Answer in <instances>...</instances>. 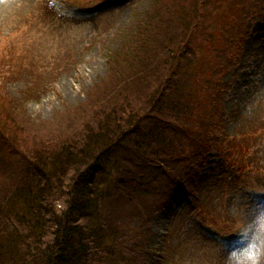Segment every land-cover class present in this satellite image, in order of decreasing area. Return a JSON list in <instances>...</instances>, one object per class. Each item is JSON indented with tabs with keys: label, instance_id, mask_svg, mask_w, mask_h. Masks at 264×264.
I'll return each mask as SVG.
<instances>
[{
	"label": "trees",
	"instance_id": "1",
	"mask_svg": "<svg viewBox=\"0 0 264 264\" xmlns=\"http://www.w3.org/2000/svg\"><path fill=\"white\" fill-rule=\"evenodd\" d=\"M203 1L175 12L153 0L150 7L166 9L149 18L144 12L120 30L103 76L81 102L63 103L49 120L26 114L24 101L7 95L9 76L1 72L0 264H149L131 226L140 210L130 204L152 206L146 177L162 179L166 160L178 156L167 141L178 136L194 163L209 147L232 158L219 147L216 126L191 129L190 119L198 99L207 102L203 109L219 107L220 76L264 0H210L209 14L198 20ZM222 6L227 12L218 14ZM221 36L228 45L219 52L200 51ZM198 115L209 121L207 109Z\"/></svg>",
	"mask_w": 264,
	"mask_h": 264
},
{
	"label": "rangeland",
	"instance_id": "2",
	"mask_svg": "<svg viewBox=\"0 0 264 264\" xmlns=\"http://www.w3.org/2000/svg\"><path fill=\"white\" fill-rule=\"evenodd\" d=\"M112 1L0 0V81L4 70L9 76L5 85L7 95L16 103L23 100L30 117L49 120L63 103L81 102L87 89L103 76L107 55L118 44L119 31L128 28L144 12L149 18L166 9L150 7L153 0H124L123 5L122 2L110 5ZM162 1L175 12L183 7L189 10L190 0ZM209 3L210 0H204L200 4L198 20L206 19ZM73 6L93 15L73 17L70 13ZM222 7L223 12L218 14L227 12ZM258 25L263 29L259 30ZM244 30L246 34L237 43L231 63L220 76L219 107L208 110L211 108L208 104L209 121H204L198 114L206 110L203 107L207 102L198 99V113L190 119V128L210 132L216 126L218 142H222L219 147L225 144L232 152L243 144L245 136H250L247 143L244 141L248 153L239 156L242 163L247 157L256 170L244 171L235 164L226 167L217 157L208 159L206 154L213 151L211 147L202 152L200 163L202 156L194 163L193 154L183 155L178 136L170 138L167 148L178 153L176 157L170 155L172 160L167 159L163 167L164 174L171 178L170 184L165 175L158 180L148 176L146 179L152 188L149 211L140 199L137 205L130 204L140 210L130 225L140 233L144 260H149V264L171 261L173 264H225L233 245L216 237L229 238L237 219L250 217L256 202L264 198V82L260 80L262 75L249 66L251 59L254 61L263 54L259 50L248 51V39L253 35L264 39V17L249 20ZM225 42L221 36L204 43L200 51L216 54L220 51L219 45H228ZM227 52L221 51L223 59L228 58ZM245 72L250 77L249 85L240 87L238 79ZM207 74L214 78L211 73ZM202 120L204 127L200 126ZM123 200L128 201V195ZM121 210L131 211L127 207Z\"/></svg>",
	"mask_w": 264,
	"mask_h": 264
},
{
	"label": "clouds",
	"instance_id": "3",
	"mask_svg": "<svg viewBox=\"0 0 264 264\" xmlns=\"http://www.w3.org/2000/svg\"><path fill=\"white\" fill-rule=\"evenodd\" d=\"M236 236L225 264H264V201H258L250 217L237 219Z\"/></svg>",
	"mask_w": 264,
	"mask_h": 264
},
{
	"label": "bare ground",
	"instance_id": "4",
	"mask_svg": "<svg viewBox=\"0 0 264 264\" xmlns=\"http://www.w3.org/2000/svg\"><path fill=\"white\" fill-rule=\"evenodd\" d=\"M118 2H122V5L124 4V0H113L110 5H114V3H118ZM106 7V6H105ZM260 9V8H258ZM258 29L262 30L263 27H261V25H258ZM248 44L250 47H248V51H252V50H259V52H261L263 55H261L260 58H255V60L253 61L252 59L250 60L249 66L253 68L254 71H256L257 73L261 74L262 77L260 80H262V82H264V39L261 37V35H253L251 37V39H248ZM263 51V52H262ZM250 69V68H249ZM263 72V73H261ZM247 72H245L243 75L240 76V78L238 79L239 81V86H248L249 85V75L246 74ZM245 76V77H244Z\"/></svg>",
	"mask_w": 264,
	"mask_h": 264
}]
</instances>
